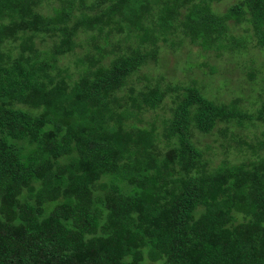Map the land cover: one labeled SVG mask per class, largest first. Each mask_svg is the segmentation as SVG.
Masks as SVG:
<instances>
[{"label": "trees", "instance_id": "1", "mask_svg": "<svg viewBox=\"0 0 264 264\" xmlns=\"http://www.w3.org/2000/svg\"><path fill=\"white\" fill-rule=\"evenodd\" d=\"M222 1L0 0V264H264V0Z\"/></svg>", "mask_w": 264, "mask_h": 264}, {"label": "rangeland", "instance_id": "2", "mask_svg": "<svg viewBox=\"0 0 264 264\" xmlns=\"http://www.w3.org/2000/svg\"><path fill=\"white\" fill-rule=\"evenodd\" d=\"M240 0H223L219 4H214L215 8L223 11L226 7H229ZM51 6L47 3L44 2L42 5V10L43 12L47 13L51 11ZM243 31V30H241ZM84 43V42H83ZM253 45V43H252ZM251 47L252 52H256V49H252L253 46ZM178 50V49H177ZM260 51V50H259ZM262 53V51H260ZM199 54V48L197 46L191 45L187 43L183 49L179 51H171L170 49H165L164 51H161L160 54V61L162 58L163 63H159L156 65H160L161 68H155L153 64H150L149 68L150 70H145V72L148 73H153L150 74L148 77L152 79L153 77H159L163 75L164 71H166L168 79H172L173 82H182L185 81L188 84V75L190 73V70L193 68L195 65H197V55ZM84 55V48L83 49H77L76 55L75 56H68L63 60L62 64L70 66L71 71H75V62L77 57L83 56ZM193 55V56H192ZM207 61L210 62V64L216 65L218 67H221L223 62L220 61V59H214L213 54H207ZM200 60L203 58L200 56ZM230 66V72L229 75L225 76H220V72L215 74L214 76L208 75L207 73L202 74V71H195L194 73L192 72V75L190 74L191 77H195L198 82L201 85H204L205 89L203 91H206L207 93H215V95H218L217 98L214 99L217 101H227L231 99V94L228 92L229 89L233 91L235 89V86L229 82L232 80V82L238 81V78L240 76V73L238 72V69L234 67L233 65ZM208 71L206 69H201ZM227 71V68L225 69ZM224 71V72H225ZM182 80V81H181ZM219 90V91H218ZM218 91V92H217ZM220 93V94H219ZM167 105H171V101L167 100ZM146 120H154L151 114H147L145 117ZM156 124L159 125V122L156 121ZM217 131L215 130L216 134ZM215 135H208V136H201L198 138L199 144L202 146L211 144L212 146L214 145V141L216 140ZM217 155L213 157V162L214 165L219 164L223 159L225 158L223 154H221V149H216L215 150Z\"/></svg>", "mask_w": 264, "mask_h": 264}]
</instances>
